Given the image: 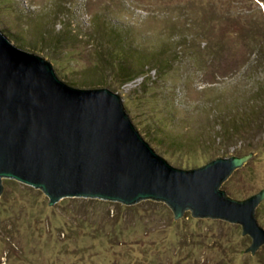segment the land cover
I'll return each mask as SVG.
<instances>
[{
  "label": "rangeland",
  "instance_id": "obj_1",
  "mask_svg": "<svg viewBox=\"0 0 264 264\" xmlns=\"http://www.w3.org/2000/svg\"><path fill=\"white\" fill-rule=\"evenodd\" d=\"M28 46L84 86L128 92L156 149L177 164L257 160L221 186L264 190V0H0ZM9 181V182H7ZM0 264H264L240 224L176 219L162 202L65 198L6 179ZM264 228V201L258 207Z\"/></svg>",
  "mask_w": 264,
  "mask_h": 264
},
{
  "label": "water",
  "instance_id": "obj_2",
  "mask_svg": "<svg viewBox=\"0 0 264 264\" xmlns=\"http://www.w3.org/2000/svg\"><path fill=\"white\" fill-rule=\"evenodd\" d=\"M0 6V196L6 179L42 191L55 205L93 198L131 206L152 200L176 219L240 224L264 245L258 207L264 190L230 197L221 186L252 155L221 156L208 164H177L156 149L139 122L128 92L90 88L70 68L30 48Z\"/></svg>",
  "mask_w": 264,
  "mask_h": 264
},
{
  "label": "trees",
  "instance_id": "obj_3",
  "mask_svg": "<svg viewBox=\"0 0 264 264\" xmlns=\"http://www.w3.org/2000/svg\"><path fill=\"white\" fill-rule=\"evenodd\" d=\"M7 182H9V181H7Z\"/></svg>",
  "mask_w": 264,
  "mask_h": 264
}]
</instances>
